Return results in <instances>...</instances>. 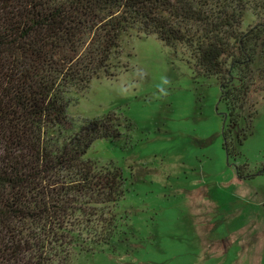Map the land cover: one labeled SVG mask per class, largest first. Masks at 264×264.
<instances>
[{
  "label": "trees",
  "instance_id": "obj_1",
  "mask_svg": "<svg viewBox=\"0 0 264 264\" xmlns=\"http://www.w3.org/2000/svg\"><path fill=\"white\" fill-rule=\"evenodd\" d=\"M248 11L258 22L241 31ZM131 36L181 48L216 79L223 148L240 156L264 101V0H0V264H70L114 240L120 171L83 156L129 125L108 113L72 131L68 92L113 77Z\"/></svg>",
  "mask_w": 264,
  "mask_h": 264
},
{
  "label": "rangeland",
  "instance_id": "obj_2",
  "mask_svg": "<svg viewBox=\"0 0 264 264\" xmlns=\"http://www.w3.org/2000/svg\"><path fill=\"white\" fill-rule=\"evenodd\" d=\"M243 20L241 31L258 22L249 11ZM111 67L113 77L68 92L67 116L75 132L108 113L129 125L83 156L120 171L116 235L70 264H264V101L240 156L228 157L218 83L196 74L181 48L124 37Z\"/></svg>",
  "mask_w": 264,
  "mask_h": 264
}]
</instances>
